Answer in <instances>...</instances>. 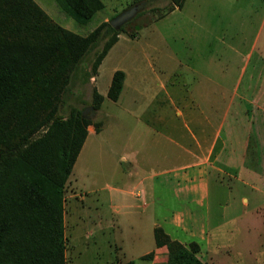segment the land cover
I'll return each instance as SVG.
<instances>
[{"label":"rangeland","instance_id":"1","mask_svg":"<svg viewBox=\"0 0 264 264\" xmlns=\"http://www.w3.org/2000/svg\"><path fill=\"white\" fill-rule=\"evenodd\" d=\"M31 1L52 24L77 36H86L99 23L109 21L131 5H138L134 16L122 25L116 42L101 60L96 74L86 81L79 76L69 78L55 99L57 111L60 113H65L69 107H76L80 111L88 108L84 116L93 124H99L97 132L92 124L88 125L89 130L95 134H88L75 159L72 170L74 182L68 175L61 189L64 264H97L99 259L107 260V256L115 259V264H126L128 261L121 262L120 256L115 254L119 240L116 220L119 217L114 210V199L108 198L112 191L108 187L104 188V184L113 187L118 182L116 173L120 150L126 152L129 148L124 150L123 146L131 145L134 150L141 149L144 136L141 134L143 128L140 118L148 119L153 116L149 109L140 118L131 113L135 111V106L129 92L130 75L133 71L135 73L136 67H140L139 71L146 74L149 71L147 63H153L157 73L159 64L163 69L161 72L166 74L172 70V63L179 62L180 66L175 71L182 79L190 78L192 74L188 67H192L202 75L223 80L225 87L231 88L239 72L240 52H246L260 30L261 35L255 45L259 41L264 45V0H184L179 9L174 7L168 13L170 0H100L102 8L84 24H79L67 16L55 0ZM100 45L101 42L95 50ZM234 47L239 54L232 52ZM255 48L258 52L250 59L239 84V91L242 90L244 98L239 97L232 104L230 102L232 118L229 117L227 121L234 128L242 125L245 131L254 128L255 108H264V63L260 64L264 62V54ZM92 53H87L80 64L85 70ZM258 54L260 63L256 61ZM114 70H121L126 74L127 84L125 82L126 86L122 87L117 100L111 101L105 93ZM148 77L150 81L141 84L143 89L156 85L152 82L156 76L150 73ZM33 88L34 107L15 108L1 117L0 131L4 139L18 138L30 130L28 124L33 123L32 115L38 114L37 120H40L51 111L54 102L48 100L44 89L40 86ZM93 89L103 96L96 109L91 105ZM220 103L226 105V102H218ZM11 124L13 126L8 128ZM260 124V131L256 134L254 131L249 132V136L259 135L263 142L264 120ZM228 180L223 175L224 183ZM90 189L96 191L88 192ZM168 201H171L168 202L169 208L174 207L172 197ZM261 201L264 198H261L260 203ZM207 203L211 228L215 219H221L219 216L222 215L230 227L228 237L233 246L242 247L237 250L244 254L251 249L258 251V261L251 259L248 264H264V204L256 210L250 206L241 207L240 197L227 196L224 191L217 190L212 181L209 183ZM231 207L235 208V212L226 214L225 210L233 209ZM140 210V206L127 209L122 220L126 227V238L142 231L140 227H134V223L141 226L145 221ZM236 215L238 219L235 218ZM149 240L151 241L150 238ZM237 250H232L233 264ZM92 254L98 256L93 258ZM152 257L153 253L150 259L138 257L131 261L133 264H164L160 259L150 263Z\"/></svg>","mask_w":264,"mask_h":264},{"label":"crops","instance_id":"2","mask_svg":"<svg viewBox=\"0 0 264 264\" xmlns=\"http://www.w3.org/2000/svg\"><path fill=\"white\" fill-rule=\"evenodd\" d=\"M260 32L256 33L246 52L239 54L235 47L232 48V52L240 55V65L231 88H226L223 80L202 75L192 67H188L192 74L190 78L182 79L175 71L180 66L179 62L172 63V70L166 74L161 72L163 69L159 64L157 73L154 64L147 63L149 71L146 74L136 67L135 73L133 71L130 75L129 92L135 106L131 113L140 118L149 109L153 116L140 118L144 136L141 149L134 150L131 145L123 146L124 150L129 148L126 152L120 150L116 173L118 182L113 187L104 184V188L112 191L108 198L114 199V210L119 217L116 220L119 240L115 254L120 256L121 262L137 260L152 252L150 263L156 259L164 263L166 247L156 246L153 236V230L159 228L181 244H197L196 257L205 264H233L232 250L242 247H234L231 243L228 237L230 227L222 215L219 216L221 219H215L211 228L207 197L212 181L216 189L224 191L227 196L240 197L241 207L250 206L256 210L264 204V201L260 203L264 198V141L259 135L249 136V132L256 134L262 128L260 121L263 123L264 108H255V125L251 131H245L242 125L235 127V131L234 126L227 123L229 117L232 118L230 102L244 98L239 84L250 59L258 52L255 47L264 54L263 43L259 41L255 45ZM256 61H261L259 54ZM150 73L156 76L152 81L156 85L143 89L141 84L150 81ZM125 82L127 84L124 73L122 87L126 86ZM218 102H226V105ZM86 131L82 146L89 133L95 134L88 125ZM73 168L74 163L69 174L74 182ZM223 175L229 178L227 183H224ZM92 191L96 190L88 192ZM79 197L82 198L81 195ZM171 197L174 207L169 208L168 202L171 201L168 199ZM136 206L141 207L140 214H144L145 221L141 226L134 223V227H140L142 231L126 238L122 220L127 209ZM225 212L232 214L235 208ZM258 254L255 249L247 254L237 250L234 264H248L251 259L258 261ZM96 256L92 254L93 258ZM107 257V260L99 259L97 264H115V259Z\"/></svg>","mask_w":264,"mask_h":264},{"label":"trees","instance_id":"3","mask_svg":"<svg viewBox=\"0 0 264 264\" xmlns=\"http://www.w3.org/2000/svg\"><path fill=\"white\" fill-rule=\"evenodd\" d=\"M183 1L170 0L167 13L179 9ZM55 2L79 24L102 8L100 0ZM121 30L122 26L114 29L104 21L86 36H77L52 24L31 0H0V121L9 110L35 106L33 86L42 87L54 102L40 120L38 114L32 115L30 130L18 138L4 139L0 131V264H64L61 189L85 139L86 126L92 124L97 132L99 124L81 116L76 107L60 113L55 99L69 78L86 81L96 74ZM90 51L85 70L80 64ZM123 78V71L112 72L105 93L109 100H117ZM102 98L92 90L93 109ZM153 236L156 246L166 247L164 264H205L196 257L194 242L183 245L159 228ZM151 256L148 252L139 258Z\"/></svg>","mask_w":264,"mask_h":264},{"label":"water","instance_id":"4","mask_svg":"<svg viewBox=\"0 0 264 264\" xmlns=\"http://www.w3.org/2000/svg\"><path fill=\"white\" fill-rule=\"evenodd\" d=\"M138 10V5L134 4L131 5L122 11L118 12L115 16H113L108 22L109 25L114 28L118 29L120 26H122L125 22L129 21L136 11ZM88 108H84L81 111V116H84Z\"/></svg>","mask_w":264,"mask_h":264}]
</instances>
